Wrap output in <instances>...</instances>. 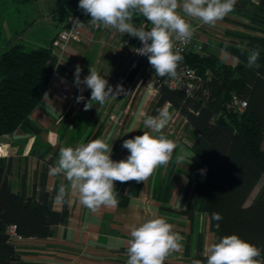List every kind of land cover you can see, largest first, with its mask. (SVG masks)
I'll list each match as a JSON object with an SVG mask.
<instances>
[{
    "label": "trees",
    "instance_id": "trees-1",
    "mask_svg": "<svg viewBox=\"0 0 264 264\" xmlns=\"http://www.w3.org/2000/svg\"><path fill=\"white\" fill-rule=\"evenodd\" d=\"M78 4L79 0H59L54 10L57 20L65 24L68 18L80 13L82 10ZM230 14L247 21L231 22L248 31L226 29V39L214 44L220 53L227 52L231 57H238V62L234 59L233 64H227L220 53L210 49V42L203 43L202 53H180L183 61L177 68L189 66L198 71L199 89L193 96L166 86L159 88L149 116H157L159 109L169 105L185 119L186 128L194 138L188 149L196 158V164L192 171H188L175 166L174 160H171L173 165L167 168L164 176L162 166L154 198L162 204H169L178 180L184 176L186 187L181 210L164 206L162 210L190 220L206 214L215 243L223 236L235 234L264 250V183L248 204L264 176V0H237L235 10ZM84 17L91 20L90 15L84 13ZM132 22L137 27L150 29V22L141 15H134ZM245 44L248 51L259 47V67H246L248 51L243 54L240 51V46ZM56 72L75 82V70L60 63L53 53V41L49 47L29 52L23 45L17 44L2 54L0 139L13 136L18 131L36 137L42 134L43 129L32 119V115L43 102ZM137 72L130 73L128 85ZM234 96L247 103L243 111L233 109ZM91 117L85 123H78L72 132L70 127L74 120H63L60 135L62 140L68 137L66 147H75L82 138V143L100 138L103 126L96 132L93 128L87 132ZM36 146L37 139L30 155H36ZM49 153L50 150L39 157L44 159ZM58 159L59 151L50 164L56 165ZM12 167V158L0 157V264L23 263L10 241L9 227L14 226L22 238L48 239L54 236L56 227L67 225L70 219L68 195L64 197L62 210L54 208L59 184L53 192L43 187L38 195L16 193L10 181ZM43 183L45 185V178ZM65 187L69 191L68 181ZM212 213H219L222 219L217 222L212 219ZM201 244L202 241L200 252L203 250ZM261 259H264V251ZM193 260L207 264V258L202 255Z\"/></svg>",
    "mask_w": 264,
    "mask_h": 264
},
{
    "label": "crops",
    "instance_id": "crops-1",
    "mask_svg": "<svg viewBox=\"0 0 264 264\" xmlns=\"http://www.w3.org/2000/svg\"><path fill=\"white\" fill-rule=\"evenodd\" d=\"M178 11L189 22H192L191 20L199 22L196 18L186 16L181 9ZM62 26H64L63 22L58 25L51 42L61 31ZM201 39L203 40V36ZM120 41L121 37L114 31H94L86 25L84 41L70 45L66 50L68 55L65 51L64 57L59 58V61L73 71L79 65L82 69L80 74L82 80L89 74L90 66L95 68L101 76L107 75L106 70H108V77L116 72L119 74L127 70L130 72L132 67L129 65V60L122 54L114 55L115 47ZM8 43L9 40L5 36L0 37V48L3 49V45L8 46ZM121 69L123 71L120 72ZM81 87L83 91L80 90ZM81 95L84 99L77 102L76 98ZM90 99V89L86 86L78 87L74 81L56 72L43 102L32 115V119L43 129L42 134L36 137L18 131L13 136H4L0 139V146L9 152L8 158H12L13 161L10 181L14 192L33 196V194L38 195L43 187L48 192H53L56 185L59 184V189L61 185L65 186L67 179L63 174L50 175V169L56 166L51 165L50 160L57 151L67 146L68 137L62 140L60 135L62 122L66 118L69 121L74 120V124L70 127V132H72L78 127V123H85L86 119L92 116L87 132L94 126V132L103 126L99 139H105L109 145H112L111 158L114 161H120L130 154L122 147V144L124 140L138 136L137 132L143 130V124L139 123L140 120L136 117L132 118L128 125L129 129L125 132L127 135L121 139L120 136L124 130L114 122L119 107L104 111L101 104L92 102L91 108L85 110V103ZM36 139L37 153L33 156L30 153ZM83 140L84 138L81 139L80 144ZM90 141L92 140L84 144ZM178 148L180 147H177L174 153L178 151ZM48 150L50 153L46 158L39 157ZM174 158L175 155H173L172 162ZM168 165L163 166V176L167 172ZM160 168H157L153 175L144 182H114L118 193L117 198L120 201L116 208L101 207L93 212L83 206L79 195L69 188L70 219L68 224L56 227L55 234L51 238H23L14 243L22 264H127L128 255L124 251L128 248L132 227L139 226L145 220L158 216L166 217L167 221L174 225V231L184 238L181 241L182 250L169 255L165 264H192V260L198 255L207 258V249L215 243V235L211 232L208 215H197L190 220L185 216L162 210L163 206L176 211L181 210L186 179L182 176L178 180L170 203L162 204L154 198V188ZM44 178L45 185H43ZM63 206L64 198L57 199L54 203V208L58 211L62 210ZM201 237L202 240H200ZM201 241L202 252L199 251Z\"/></svg>",
    "mask_w": 264,
    "mask_h": 264
},
{
    "label": "clouds",
    "instance_id": "clouds-1",
    "mask_svg": "<svg viewBox=\"0 0 264 264\" xmlns=\"http://www.w3.org/2000/svg\"><path fill=\"white\" fill-rule=\"evenodd\" d=\"M236 4L237 0H79L78 7L90 15V24L110 27L137 38L143 45L136 49L137 54L147 57L155 73L160 77L176 78L177 68L183 61L176 42L190 41L195 32L192 23L182 17L178 9L204 25L215 27L235 10ZM137 14L150 22L152 27L149 30L135 26L132 20ZM240 51L241 54L248 51L247 45H241ZM224 55L231 57L227 52ZM259 55L258 46L248 51L246 67H259ZM231 58L237 62L239 60L238 57ZM88 71L83 80L79 65L74 73L75 84L91 90V99L85 103V110L91 108L92 102L103 105L124 91L122 85H117L114 93L108 80L95 68L90 66ZM80 90L83 91V88ZM76 99L80 102L84 97L81 95ZM172 118L165 106L158 110L157 116L144 119V126L151 131L124 140L122 147L130 154L120 161L111 158L112 145L105 139L62 147L50 175L63 174L71 191L79 195L80 203L91 211L101 207L116 208L120 201L114 182H144L157 168L166 166L172 160L178 145L168 139L163 131ZM186 158L181 150L176 161L182 163ZM67 195L68 189L61 185L57 199L62 200ZM212 219L219 222L222 217L219 213H212ZM216 227L219 229V223ZM130 236L127 264H165L169 255L183 248V236L175 232L174 225L163 216L149 218L139 226L134 225ZM262 251L238 235L223 236L207 249V264H264ZM192 264H202V261L193 260Z\"/></svg>",
    "mask_w": 264,
    "mask_h": 264
},
{
    "label": "rangeland",
    "instance_id": "rangeland-1",
    "mask_svg": "<svg viewBox=\"0 0 264 264\" xmlns=\"http://www.w3.org/2000/svg\"><path fill=\"white\" fill-rule=\"evenodd\" d=\"M58 4L59 0H0V37L4 38L5 36L9 40V43H11L10 45L8 43V46L3 45V49L0 48V57L10 47L17 44L23 45L27 52L49 47L55 31L61 23L54 14V10ZM181 16L185 18V16ZM232 20L247 23L244 19L232 14H229L223 21L218 22L215 27L204 25L200 21L195 22L191 20L195 28L194 37L204 44L210 42V49L213 48V51L219 54L220 51L214 43H220L221 40L226 39L224 36L226 29L248 31L242 26L233 24ZM202 36L203 40L201 39ZM224 53H220L221 58L225 59L227 64H233L235 60L231 57L226 58ZM129 65L131 66L130 62ZM134 70H138V72L133 81L128 85V76ZM106 71L107 75H103L102 77L108 80L109 85L113 87V92L115 93L117 85H122L124 89L123 92L116 96V99H111L102 105L104 111L119 107V112L114 122L124 130L120 138H125L127 135L125 132L129 129V122L135 117L137 120H140L138 121L139 123L143 124V130L137 132V135H143V132L151 131L144 126L143 121L150 115L153 104L156 102L158 96L155 92L157 77L146 70L142 71L141 68L131 69L130 72L127 70L121 74L116 72L109 77L108 70ZM95 103L97 104V102ZM118 103L119 105H117ZM96 107L99 108L98 105ZM167 107L173 118L163 131L168 139L175 141L178 147H180L178 151L173 153L175 155V166L177 165L181 169L192 171L196 164V158L191 154L188 147L193 144V134L186 128L185 119L177 111L170 108L169 105ZM93 129L95 130V126ZM181 150H183L187 158L184 162L177 163L176 157L181 154ZM168 164V167L172 166L170 162ZM263 183L264 176L252 193L248 204L255 198Z\"/></svg>",
    "mask_w": 264,
    "mask_h": 264
},
{
    "label": "built area",
    "instance_id": "built-area-1",
    "mask_svg": "<svg viewBox=\"0 0 264 264\" xmlns=\"http://www.w3.org/2000/svg\"><path fill=\"white\" fill-rule=\"evenodd\" d=\"M77 20L83 24L80 26ZM89 19L84 17L83 10L68 18L62 27L61 31L53 40V53L58 57L62 58L65 51L68 47L74 43H82L84 41V28L86 25L91 27L94 31H99L100 29L105 31H114L120 37V43L115 47L114 55L122 54L127 60L131 63L132 69L141 68L142 71L146 70L148 73H152L157 77L155 86H156V95L159 92V88L166 86L171 90L181 91L187 94L188 96H193L194 92L199 89L200 78L198 77L197 71L189 66H184L177 69V77L170 78L168 76L160 77L152 69L151 65L148 62L146 56L137 54L136 49L142 48L143 45L139 40H135L133 37L129 36L126 33H120L113 28H104L102 26H94L89 23ZM152 25L150 24V28ZM176 48L180 50V53L193 51L194 53H202L203 43L197 40L194 35L188 42H176ZM233 109L243 111L247 103L237 96L233 97L232 100ZM0 157H9V152L4 151L3 147L0 146ZM8 233L10 235V241L16 243L23 238L19 236L16 232V228L11 226L8 228Z\"/></svg>",
    "mask_w": 264,
    "mask_h": 264
},
{
    "label": "water",
    "instance_id": "water-1",
    "mask_svg": "<svg viewBox=\"0 0 264 264\" xmlns=\"http://www.w3.org/2000/svg\"><path fill=\"white\" fill-rule=\"evenodd\" d=\"M197 74H198V71H197Z\"/></svg>",
    "mask_w": 264,
    "mask_h": 264
},
{
    "label": "bare ground",
    "instance_id": "bare-ground-1",
    "mask_svg": "<svg viewBox=\"0 0 264 264\" xmlns=\"http://www.w3.org/2000/svg\"><path fill=\"white\" fill-rule=\"evenodd\" d=\"M5 151V150H4Z\"/></svg>",
    "mask_w": 264,
    "mask_h": 264
}]
</instances>
